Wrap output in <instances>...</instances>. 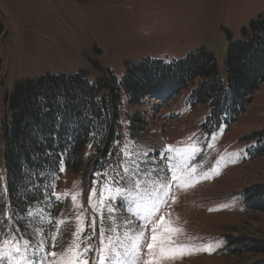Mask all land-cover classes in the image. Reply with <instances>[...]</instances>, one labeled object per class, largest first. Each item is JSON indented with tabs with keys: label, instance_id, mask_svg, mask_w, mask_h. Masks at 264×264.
<instances>
[{
	"label": "rangeland",
	"instance_id": "rangeland-1",
	"mask_svg": "<svg viewBox=\"0 0 264 264\" xmlns=\"http://www.w3.org/2000/svg\"><path fill=\"white\" fill-rule=\"evenodd\" d=\"M263 11L264 0H0V123L6 115L5 95L15 83L46 73L83 70L93 80L111 70L120 77L126 63L147 57L171 61L201 47L213 53L221 70L229 42L239 39L242 29ZM190 90L189 84L168 100L150 99L132 108L124 102L123 135L108 156L99 162L96 149L88 146L84 166L77 171L64 168L54 198L28 210L36 213L34 217L9 215L5 204L0 211V226L4 227L0 242L9 234L33 247L43 240L48 252L57 253L49 257L52 264L70 259L66 250L77 227L85 228L82 248L87 243L99 247L101 219L89 206L92 188H96L93 202L99 209L101 190L105 196L114 194V188L112 193L107 190L108 177L118 171L124 174L120 165L125 145L134 159L143 160L148 153L147 159L161 170L166 162L160 154L171 145L169 155L180 179L171 186L166 203L159 201L168 192L171 174L152 175L151 164L142 165L139 188L135 181L124 183L129 198L142 209L156 205L151 223L163 216L167 227L179 230L170 234L175 246L190 249L163 264H250L258 259L260 254L239 252L234 240L239 236L264 239V209H247L243 200L246 188L264 183V152L255 155L264 141V81L235 121H222L214 128L206 127L207 102L193 103ZM125 111L136 112L142 119L132 128ZM105 172L107 176L97 175ZM73 195H77L75 202ZM104 215L108 216L106 208ZM93 216L97 219L95 235L88 227ZM129 218L136 221L139 231L140 221L128 211L118 209L115 223L122 225ZM60 221L64 223L57 235ZM103 226L110 229L113 224L105 219ZM124 231L120 227L121 239ZM151 234L146 232L147 239ZM205 246L213 250H191ZM94 257L92 252L87 258ZM145 259L146 243L139 264Z\"/></svg>",
	"mask_w": 264,
	"mask_h": 264
},
{
	"label": "trees",
	"instance_id": "trees-1",
	"mask_svg": "<svg viewBox=\"0 0 264 264\" xmlns=\"http://www.w3.org/2000/svg\"><path fill=\"white\" fill-rule=\"evenodd\" d=\"M263 81L264 11L229 42L221 70L213 53L201 47L171 61L147 57L126 63L120 77L108 70L90 80L81 70L20 80L5 95L0 123V211L7 204L13 216L23 218L34 204L53 199L60 167L81 169L88 146L102 162L123 135L124 102L132 108L150 99L168 100L190 84L189 99L207 102L206 127L214 128L235 121ZM124 116L132 128L142 119L136 112ZM256 151L264 152V141ZM243 200L247 209L263 210L264 183L246 188ZM234 241L239 252L260 254L250 264H264V239L239 236Z\"/></svg>",
	"mask_w": 264,
	"mask_h": 264
},
{
	"label": "snow or ice",
	"instance_id": "snow-or-ice-1",
	"mask_svg": "<svg viewBox=\"0 0 264 264\" xmlns=\"http://www.w3.org/2000/svg\"><path fill=\"white\" fill-rule=\"evenodd\" d=\"M50 135L55 139V133H50ZM97 134H93L95 138ZM167 151L161 153L164 161L166 162V168L161 170L156 166V162L149 161L148 153H144V159H134L133 153L129 151V146L125 145L122 149V156L124 160L129 161L125 164L124 160L121 162V169L124 173L116 172L113 176L108 177L109 183L107 185V190L112 193L114 188V194L108 196L104 195V190L100 192L99 198V209H97L96 203L93 202V197L96 195V188L93 187L89 195V206L92 207L94 212H97L101 219V226L99 231V247L94 248L91 243H87L83 248L81 247L84 241L81 240V234L85 231L83 227H77L73 232V243L69 246L66 252L71 254L70 259L63 261L62 264H139V260L142 254L143 245L146 243V255L147 259L144 260L143 264H163L164 261L169 259H174L177 256H182L187 254L190 249L181 246H175V238L171 236V233L178 232V229L170 228L165 225V218L160 217L159 221L155 224L151 223L152 219L156 215L157 207L152 205L148 209H142L138 201H134L127 195V189L124 187L126 180L135 181V186L139 188V177L143 172V164H151V174L157 175L160 171H163L167 176L171 174V180L167 184L168 192L165 198L159 203H166L167 196L171 195V186L177 184L180 177L176 173V169L172 164V156L169 152L173 151L172 146H166ZM48 155H51L49 152ZM61 165L63 160L60 161ZM60 171H63V167H60ZM195 171V169H192ZM107 176V172L102 174H97ZM159 178V177H158ZM207 178V177H205ZM2 179V177H0ZM161 189L165 185L160 186ZM52 195H55L53 192ZM57 199L60 197L57 196ZM73 202L76 201L77 195H73ZM107 209L108 216L105 217L104 209ZM128 211L132 217H137L140 221L139 231H136V221L129 218L124 220L122 225H117L115 223V216L117 210ZM27 216L34 217L36 213L33 211H28ZM12 215V214H9ZM79 219V218H78ZM108 219L113 227L106 229L103 226V221ZM7 223V221H5ZM64 223L63 221L58 222L57 235L59 234V225ZM91 228L93 235L96 233L97 219L96 216L91 218V224L88 225ZM120 227L125 229L124 238L121 239L119 232ZM151 231L150 239H147L146 232ZM43 231V229H40ZM116 233L115 236L106 235L107 232ZM4 232V227L0 226V233ZM56 235H53L51 239L55 241ZM22 239V238H21ZM21 239H17L16 236L9 234L6 239L0 242V264H52L49 257H56L57 253L55 251L48 252L44 247V241L41 240L40 244L33 247L29 241L21 242ZM91 240L92 237L86 238ZM218 246V245H217ZM52 247H55L53 243ZM196 251H212V246H205L200 249H191ZM95 252V257L93 259H88V254Z\"/></svg>",
	"mask_w": 264,
	"mask_h": 264
}]
</instances>
